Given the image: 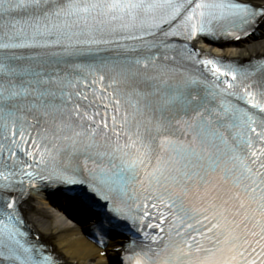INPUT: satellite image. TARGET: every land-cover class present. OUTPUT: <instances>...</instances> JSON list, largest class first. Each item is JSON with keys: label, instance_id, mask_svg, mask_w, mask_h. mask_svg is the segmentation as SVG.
Returning a JSON list of instances; mask_svg holds the SVG:
<instances>
[{"label": "snow or ice", "instance_id": "snow-or-ice-1", "mask_svg": "<svg viewBox=\"0 0 264 264\" xmlns=\"http://www.w3.org/2000/svg\"><path fill=\"white\" fill-rule=\"evenodd\" d=\"M257 33L264 0H0V264H59L51 186L127 264H264V60L207 47Z\"/></svg>", "mask_w": 264, "mask_h": 264}, {"label": "bare ground", "instance_id": "bare-ground-1", "mask_svg": "<svg viewBox=\"0 0 264 264\" xmlns=\"http://www.w3.org/2000/svg\"><path fill=\"white\" fill-rule=\"evenodd\" d=\"M261 37V38H260ZM241 44L220 43L207 45L213 52L223 51L226 54H238L240 59H249L264 55V37L261 34ZM28 220L39 233L41 239L51 243L59 253L63 264H110L115 250L121 246V238L111 239L106 248L97 247L85 232L88 222L80 221L76 216L63 215L57 207L42 196L35 195L27 205Z\"/></svg>", "mask_w": 264, "mask_h": 264}, {"label": "rangeland", "instance_id": "rangeland-1", "mask_svg": "<svg viewBox=\"0 0 264 264\" xmlns=\"http://www.w3.org/2000/svg\"><path fill=\"white\" fill-rule=\"evenodd\" d=\"M261 38V37H260ZM255 39H258V38H255Z\"/></svg>", "mask_w": 264, "mask_h": 264}]
</instances>
